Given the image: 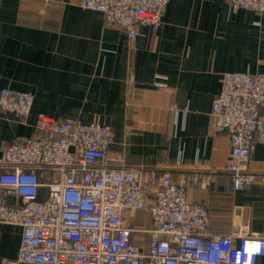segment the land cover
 Masks as SVG:
<instances>
[{
  "label": "crops",
  "instance_id": "1",
  "mask_svg": "<svg viewBox=\"0 0 264 264\" xmlns=\"http://www.w3.org/2000/svg\"><path fill=\"white\" fill-rule=\"evenodd\" d=\"M81 1L0 0V90L34 95L26 122L0 108V162L14 142L41 134V115L109 125L111 157L188 181V200L208 210L211 234L243 225L264 237V184L231 189L230 135L215 131L211 114L223 74H264V14L233 11L227 0H170L159 27L131 38ZM249 168L264 173V144L254 143ZM52 176L44 171L41 181ZM147 190L151 201L156 189ZM17 202L0 187V203ZM129 214L132 243L148 253L152 218ZM22 235L0 223V264L18 257Z\"/></svg>",
  "mask_w": 264,
  "mask_h": 264
},
{
  "label": "built area",
  "instance_id": "2",
  "mask_svg": "<svg viewBox=\"0 0 264 264\" xmlns=\"http://www.w3.org/2000/svg\"><path fill=\"white\" fill-rule=\"evenodd\" d=\"M170 0H82L131 38L157 28ZM231 10L264 14V0H227ZM214 99L215 131L228 132L226 172L231 189L264 184L249 168L255 142L264 144V74L225 73ZM34 95L3 88L0 108L26 122ZM38 137L10 145L0 162V187L16 195L0 203V223L23 229L19 255L5 264H264V237L235 225L229 235L209 232V212L188 200L189 182L168 172L129 168L111 157L109 125L38 119ZM120 163V165H119ZM52 178L43 183L41 173ZM44 187L47 195L40 198ZM148 187L156 189L148 200ZM147 211L154 225L148 253L132 243V216Z\"/></svg>",
  "mask_w": 264,
  "mask_h": 264
}]
</instances>
